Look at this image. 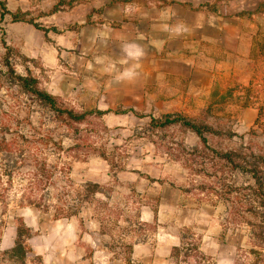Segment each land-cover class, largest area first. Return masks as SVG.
I'll return each instance as SVG.
<instances>
[{
    "label": "rangeland",
    "instance_id": "rangeland-1",
    "mask_svg": "<svg viewBox=\"0 0 264 264\" xmlns=\"http://www.w3.org/2000/svg\"><path fill=\"white\" fill-rule=\"evenodd\" d=\"M0 1L18 19L6 14L0 20V231L8 210L20 205L55 216L91 217L110 234L114 257L127 258L130 241L141 237L143 227L137 222L135 191L116 174L140 170L144 159L163 165L181 202L202 208L221 226V237L232 231L239 264H264V227L255 213L264 212V201L251 173L232 167L233 162L256 168L264 182V53L257 62L245 57L235 71H223L204 102L180 113L200 127L203 141L179 122L156 128L149 125L150 114L103 116L80 110L69 95H54V69L38 56L54 46L53 35L27 22L44 27L53 22L44 15L51 8L48 0ZM1 36L15 74L35 78L36 87L55 97L57 106L85 118L78 122L57 114L14 78ZM244 62L251 63L247 71ZM101 163L110 181L88 193L85 184L95 183L89 171ZM225 185L233 193L227 194ZM183 236L181 264L201 258L199 236Z\"/></svg>",
    "mask_w": 264,
    "mask_h": 264
},
{
    "label": "crops",
    "instance_id": "crops-1",
    "mask_svg": "<svg viewBox=\"0 0 264 264\" xmlns=\"http://www.w3.org/2000/svg\"><path fill=\"white\" fill-rule=\"evenodd\" d=\"M61 1L69 0L46 3ZM49 19L46 27L59 31L45 32L54 46L38 56L54 69V95H69L80 110L103 116L188 112L206 100L223 71L264 53V0H74ZM244 63L247 71L251 63ZM92 167L95 183H109L106 164ZM164 176L163 165L144 159L140 170L116 174L135 191L143 227L127 258L114 257L110 234L91 217L20 205L5 215L0 264H181L185 232L199 236L202 256L184 264H239L232 231L221 237V226L202 208L183 204Z\"/></svg>",
    "mask_w": 264,
    "mask_h": 264
},
{
    "label": "trees",
    "instance_id": "trees-1",
    "mask_svg": "<svg viewBox=\"0 0 264 264\" xmlns=\"http://www.w3.org/2000/svg\"><path fill=\"white\" fill-rule=\"evenodd\" d=\"M72 1H74V0H69L67 2H65V1L58 2L55 5H53L47 11V13H44V15L53 14L54 12H56L60 9V5L62 3H64V4L66 3V5H70L72 3ZM6 14H10L13 21L18 20L16 14L14 12H11L8 8H6L3 1H0V20L3 19V17ZM27 22L32 24L33 27L38 29V30H42V31L46 32L48 29H52L54 31V28H46L44 26H41L40 24H37L36 22H34V20H32V19L27 20ZM2 35H3V33H2ZM1 43H2L3 47L5 48L6 53H5V59L4 60H5V64L8 67L9 72L13 75L14 78L19 80L21 82V84L26 89H28L29 92L34 94L40 101H42L43 103L48 105L51 110H54L59 115L65 114V116L67 118H69L70 120L78 121V122H80L81 120H83L85 118L84 114H75L72 109L60 108L59 106H57L55 97H53L51 94H49L45 91H42L36 87V85H35L36 79L35 78H33L31 76H22V75L15 74L14 70L11 68V64L9 61V47L7 46L6 41L3 38V36H1ZM97 113L103 114L104 112L97 111ZM137 116H139V115H137ZM178 122L181 125L186 126V127L190 128L191 130H193L204 141L200 127L197 124H194L191 121H189L186 117H184L180 113L165 114V115H162L161 117H153V116L149 115V125L152 127H156V128L164 127L166 125H170V124L178 123ZM223 155L224 156H222V157L229 158L228 154L224 153ZM229 159H231V158H229ZM229 161H231V160H229ZM232 167H235V168L237 167L243 172L251 173L252 177L256 181L257 189H258V192L260 194V197L263 198V200H262V203H263V201H264V182L261 179V177L258 175V170H256V168H249V167L241 166L239 164H234L233 162H232ZM223 185H224V183H223ZM92 187L99 188V184L89 183V182H87L85 184V188H87L86 191L88 193L92 191L90 189ZM225 188H226L227 194H231V193H233V190H235L231 185L230 186L225 185ZM29 203H31V202H29ZM255 213L261 217V220L263 223V224H261L263 226H259V228H263L264 227V212L259 210V209H256Z\"/></svg>",
    "mask_w": 264,
    "mask_h": 264
}]
</instances>
